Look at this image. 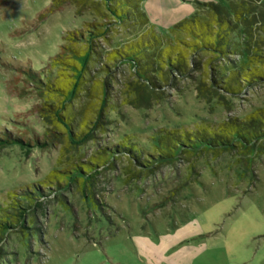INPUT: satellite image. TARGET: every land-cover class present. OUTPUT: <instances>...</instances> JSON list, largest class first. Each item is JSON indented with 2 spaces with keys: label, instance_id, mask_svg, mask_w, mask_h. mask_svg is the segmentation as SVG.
Returning a JSON list of instances; mask_svg holds the SVG:
<instances>
[{
  "label": "rangeland",
  "instance_id": "obj_1",
  "mask_svg": "<svg viewBox=\"0 0 264 264\" xmlns=\"http://www.w3.org/2000/svg\"><path fill=\"white\" fill-rule=\"evenodd\" d=\"M51 1H0V133L37 140L49 129L60 133L52 145L0 148V220L27 201L28 190L43 186L51 171L92 161L103 147L128 138L149 159L160 153L156 144L163 131L214 129L264 111V83L246 86L242 80L237 94L200 92L201 84L212 85L216 71L206 52H189L190 75L163 85L149 107H135L134 68L107 60V53L138 39L145 27L120 25L102 4L88 1L65 4L41 20ZM209 1L224 6L230 18L233 10L252 18L248 28L239 24L236 51L224 61L227 67L245 66L244 45L250 37L264 39L261 0L139 4L148 24L178 44L187 40L174 28L183 20L197 16L215 25L202 6ZM104 21L110 24L107 33L94 40L100 55L82 74L73 97L60 102V95H40L28 84L26 69L59 76L52 60L69 32ZM109 78L106 96L102 89ZM45 103L63 107L59 113L73 117L71 130L93 134V140L71 141L68 126L50 123L37 109ZM100 111L105 121L96 127ZM98 171L92 191L74 182L67 189H43L49 196H39L42 207H30L15 229L0 233V264H264V138L225 151L186 152L148 169L121 153Z\"/></svg>",
  "mask_w": 264,
  "mask_h": 264
},
{
  "label": "trees",
  "instance_id": "obj_2",
  "mask_svg": "<svg viewBox=\"0 0 264 264\" xmlns=\"http://www.w3.org/2000/svg\"><path fill=\"white\" fill-rule=\"evenodd\" d=\"M82 1L102 4L108 15L120 25L145 27L146 32H143L138 39L129 42L124 47H115L107 53V60L114 61L115 64L128 63L134 68L136 78L132 82L134 98L131 103L135 107H149L150 99L160 98L163 94V85L173 86L174 79L190 75L191 70L187 65L189 52L191 54L206 52L212 55L207 59V64L215 66L216 71L213 73L212 85L201 84L199 86L203 89L200 91L203 94L207 90L215 93L217 89L237 94L241 91L242 80L246 86L264 83V51H261L260 47L264 46V39L262 42L261 40L256 42L250 37V43L247 46L244 45L247 56L245 66H225V59L236 51L237 44L234 43L233 38L234 33L239 30V24L247 26L246 28L252 24V18L250 20L240 11L233 10L235 17L230 18L224 6L212 1L205 2L202 6L211 12L215 25L197 16L183 20L174 28L182 30L181 32L187 35V40L178 39L180 41L178 44L161 37L154 27L148 24V18L140 8L141 0H52L38 18L44 19L65 4ZM261 3L263 7L259 15L264 19V0H261ZM108 25L110 24L107 21L92 22L85 31L69 32L65 36L67 43L62 46L63 51L52 60L53 66L58 67L59 76L53 78L44 73L26 69L24 73L28 84L40 95L53 97L60 95V102L67 101V97H73L75 91L80 89L83 83L82 74H85L94 57L100 55L94 40L105 36ZM259 44L261 45L257 46ZM194 63L198 67V62ZM67 71L71 74H67ZM108 80L112 83V79H105L102 89L106 96H108ZM105 86L106 89H104ZM61 108L63 107L47 103L37 106L38 110L44 112L43 116L50 123L57 125L61 122L66 127L68 126L71 141L78 142L82 137H85L84 140H93V134L73 132L71 130L73 117L60 114ZM104 119L100 111L99 122L95 123L96 127H100ZM49 133L44 132L40 140L34 137L25 139L21 135L11 136L7 132L0 133V148L12 143L24 146H31V143L39 146L52 145L57 140V134L60 133L53 129H49ZM263 138L264 111L250 114L242 120L232 118L214 129L203 128L194 132H180L175 129L163 131L156 144V150L160 153L155 152L148 155L149 159L142 157L141 151L126 138L111 147H103L97 151L98 155L92 156L95 162L90 160L83 165L74 164L71 168L51 171L45 177L43 186L34 188L33 192L28 190L25 193L27 201L21 202L22 206L12 207L13 212L0 220V233L15 229L30 207H42L39 196H49L43 189L50 191L67 189L68 185L73 182L78 186L93 188L94 181L100 174L98 171L100 165L108 163L116 154H128L135 159L139 167L148 169L154 164L175 159L186 152L198 154L204 151H225L235 147V144L244 147ZM84 140L82 139V142H85ZM48 184H54L55 188L48 187Z\"/></svg>",
  "mask_w": 264,
  "mask_h": 264
}]
</instances>
